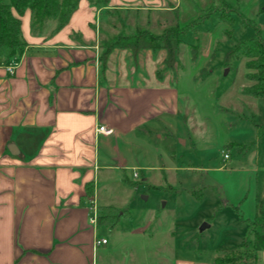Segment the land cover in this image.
Returning <instances> with one entry per match:
<instances>
[{"label":"crops","instance_id":"crops-1","mask_svg":"<svg viewBox=\"0 0 264 264\" xmlns=\"http://www.w3.org/2000/svg\"><path fill=\"white\" fill-rule=\"evenodd\" d=\"M177 1L110 0L108 7L164 10ZM104 11L80 0L65 27L50 23L36 35L27 10L20 17L28 44L23 56L12 62L13 74L10 64L0 63V264H145L141 259L150 255L119 249L123 237L110 238L116 228L101 233L91 223L98 209L91 200L94 195L97 204L114 205L101 203L106 184L100 187L99 177L110 181L118 169H141L133 153L141 149L148 157L149 135L157 130L149 124L179 114L178 93L158 70L144 72L145 63L157 58L152 51L134 58L129 50H116L102 73L97 42ZM99 125L113 134H98ZM119 138L127 153L117 146ZM133 232L141 242L145 234ZM163 254L157 264L168 261Z\"/></svg>","mask_w":264,"mask_h":264},{"label":"rangeland","instance_id":"rangeland-1","mask_svg":"<svg viewBox=\"0 0 264 264\" xmlns=\"http://www.w3.org/2000/svg\"><path fill=\"white\" fill-rule=\"evenodd\" d=\"M227 2L232 25L219 20L221 0H178L164 10H120L100 17L108 34H134L137 26L160 34L174 25L176 12L185 25L208 15L212 5L216 10L183 37L173 69L165 67V51L154 52L156 60L145 63L144 72L156 69L168 87L176 88L179 114L168 113L160 123L149 124L157 130L149 135L148 157L141 149L133 153L141 169H118L110 181L105 175L98 180L100 187L103 180L106 184L101 203L110 200L122 215L110 238L123 237L119 249L150 251L140 258L145 264L164 262L163 253L169 261L164 264L176 259L214 264L217 257L264 264V252L252 251L253 235H248L264 203V97L244 93L251 83L243 60L225 61L226 53L240 39L254 36L257 28L264 40V0ZM102 38L104 34L98 37V59ZM122 140L115 142L127 153ZM91 201L98 214L108 206L97 204L94 195ZM134 230L145 234L141 242ZM258 230L264 233V228ZM100 231L107 233L106 227Z\"/></svg>","mask_w":264,"mask_h":264},{"label":"trees","instance_id":"trees-1","mask_svg":"<svg viewBox=\"0 0 264 264\" xmlns=\"http://www.w3.org/2000/svg\"><path fill=\"white\" fill-rule=\"evenodd\" d=\"M79 2L80 0H0V63L9 65L23 56L28 44L22 34L20 17L27 10L31 12L33 32L40 35L44 33L50 23L56 26V30L65 27L78 9ZM89 2L96 8L104 9L106 15L109 12L120 11L108 7L110 0H89ZM221 5L223 8L217 9V13H221L219 20L224 24L232 25L233 19L229 14L231 12L229 3L227 0H221ZM213 7L214 5L209 8L208 15L199 16L185 25L180 24V13L176 12L173 19L174 25L166 28L160 34L140 26H137L134 34H127L124 31L108 34L100 24L98 34L100 37L104 34V38L99 43L101 50L99 62L102 73L105 72L109 58L116 50H130L134 58H137L142 51H165V67L173 69L178 62V53L183 43V37L204 25L210 19L209 15L213 14V10H215ZM111 27L114 28V25ZM231 33L232 30L229 32V37ZM197 47V45L191 47L193 58L198 53ZM231 60H243L244 62L245 76L251 83L245 88L244 93L255 98H263L264 40L261 38L258 28L254 36L240 39L234 48L226 53L225 61L229 63ZM158 75L161 76L159 71ZM87 193L90 196L93 195L92 186L87 187ZM117 212L113 206L104 207L97 217V226L115 228L122 217ZM257 228H264V203H261L255 221L251 222L248 228V235H253L252 251L256 254L264 252V233ZM240 260V258L239 260H227L217 257L214 264H239Z\"/></svg>","mask_w":264,"mask_h":264},{"label":"built area","instance_id":"built-area-1","mask_svg":"<svg viewBox=\"0 0 264 264\" xmlns=\"http://www.w3.org/2000/svg\"><path fill=\"white\" fill-rule=\"evenodd\" d=\"M14 63V62H13ZM13 63H11L8 67H7V69H8V71L11 73V74H13L14 73V69H15V67H16V64H13ZM96 132L98 133V134H103V135H111V134H113V129H110V128H108V127H106V126H103V125H99L98 127H97V129H96ZM225 158H228V155H226L225 156ZM135 176H138V174H135ZM97 210L96 209H94V216L91 218V223L93 224V225H95V226H97ZM107 241L106 240H96L95 241V244L96 245H100V244H105Z\"/></svg>","mask_w":264,"mask_h":264},{"label":"water","instance_id":"water-1","mask_svg":"<svg viewBox=\"0 0 264 264\" xmlns=\"http://www.w3.org/2000/svg\"><path fill=\"white\" fill-rule=\"evenodd\" d=\"M8 149H9V151H10L12 154H14V155L19 153L18 148H17L16 145H14V144H10V145L8 146ZM204 227H206V225H205Z\"/></svg>","mask_w":264,"mask_h":264}]
</instances>
